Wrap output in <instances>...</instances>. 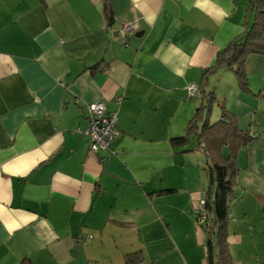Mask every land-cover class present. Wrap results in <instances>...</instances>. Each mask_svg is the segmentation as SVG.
Instances as JSON below:
<instances>
[{"label":"crops","instance_id":"obj_1","mask_svg":"<svg viewBox=\"0 0 264 264\" xmlns=\"http://www.w3.org/2000/svg\"><path fill=\"white\" fill-rule=\"evenodd\" d=\"M246 7L0 0V264H125L140 250L142 264H207L196 215L210 184L205 159L172 139L206 102L187 88L252 22ZM124 25L134 28L123 37ZM257 61L255 75L264 57ZM214 93L254 137L237 158L234 261L264 264V100L234 81ZM97 102L117 114L120 135L96 154L83 132ZM165 190L176 192L157 194Z\"/></svg>","mask_w":264,"mask_h":264},{"label":"trees","instance_id":"obj_2","mask_svg":"<svg viewBox=\"0 0 264 264\" xmlns=\"http://www.w3.org/2000/svg\"><path fill=\"white\" fill-rule=\"evenodd\" d=\"M247 11L253 14L252 22L245 23L244 32L234 38L228 46L218 53L216 65L205 71L199 83L201 94L206 103L197 108L184 137L172 139L176 147L188 146L192 137L197 140L194 150L202 153L206 170L210 177L209 188L203 200V211L196 212L197 222L206 235L207 264H235L230 245V223L232 215L230 204L235 196V188L240 169L237 165L238 153L246 148L254 137L244 131L234 115L220 105L214 91H206L210 78L219 70L232 71L240 91L245 95L257 97L252 91L247 63L252 55L264 57V0H246ZM110 26L114 16L106 8ZM219 108L220 118L211 122L214 105ZM227 149V155L223 150ZM190 152L186 149L183 153ZM175 190L158 192V195L175 193ZM143 251L125 256V264H142Z\"/></svg>","mask_w":264,"mask_h":264},{"label":"built area","instance_id":"obj_3","mask_svg":"<svg viewBox=\"0 0 264 264\" xmlns=\"http://www.w3.org/2000/svg\"><path fill=\"white\" fill-rule=\"evenodd\" d=\"M133 28L132 25H124L121 33L126 35ZM198 86L197 84H191L187 88L190 98L196 96ZM88 121L89 125L83 134L90 144L91 151L97 154L99 151L109 149L110 145L120 135L117 114L108 112L103 104L95 103L88 106ZM199 209L200 212L204 213L203 202Z\"/></svg>","mask_w":264,"mask_h":264},{"label":"rangeland","instance_id":"obj_4","mask_svg":"<svg viewBox=\"0 0 264 264\" xmlns=\"http://www.w3.org/2000/svg\"><path fill=\"white\" fill-rule=\"evenodd\" d=\"M123 37H124V35H123ZM257 60H259V56H256V55H252L248 59V62H249V65H248V74H249L250 80H251V87L253 86L252 88H254L255 84H264V66H263V71L258 72L257 75H255V73H254V72L257 71V69H256V71H254L255 66L257 64H259V62ZM219 71H221V73L218 76L215 75L213 77V79L211 81V84H210V88L208 87L210 89V91L211 90H214L215 91V90L219 89L220 93L222 94L223 92H225V90L229 86L232 85V81H234L236 83V85H238V80H237L235 74L232 71H228V70H225V69H221ZM221 76H223V79L222 80H220V77ZM199 89H200V87L198 86L197 94L199 92ZM234 91H235V89H234ZM258 93H260V92H258ZM200 95H201L202 98H204V96L202 94H200ZM251 97H253V96H251ZM253 98H256L258 100H264V92H262L257 97H253ZM235 99H237V94L233 93V91H232V93L229 95V100L231 101V103H233V101ZM223 102H225V100L222 99L220 101L221 107L224 106V107L227 108V104L223 105ZM97 103L103 104L105 106L106 110L108 111V109H107V107H106V105L104 103H102V102H97ZM93 104H95V103H93ZM219 113H220V111L218 112L217 107H216V104H215L214 105V113H213L214 115L212 117V121L213 122L219 120V118H218V114ZM263 120H264V117H263ZM191 141H192V149H189L187 146L182 147V148H186L189 151H193L194 150L193 148H195V146L197 145V140L194 137H192ZM177 148L179 149L180 147H177ZM206 187H207V189L209 188L208 185H206Z\"/></svg>","mask_w":264,"mask_h":264}]
</instances>
